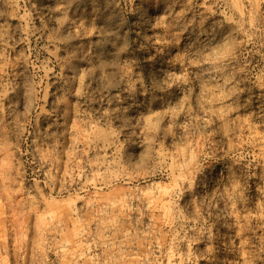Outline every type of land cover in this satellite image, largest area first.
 <instances>
[{"label": "rangeland", "instance_id": "rangeland-1", "mask_svg": "<svg viewBox=\"0 0 264 264\" xmlns=\"http://www.w3.org/2000/svg\"><path fill=\"white\" fill-rule=\"evenodd\" d=\"M0 264H264V0H0Z\"/></svg>", "mask_w": 264, "mask_h": 264}, {"label": "bare ground", "instance_id": "bare-ground-1", "mask_svg": "<svg viewBox=\"0 0 264 264\" xmlns=\"http://www.w3.org/2000/svg\"><path fill=\"white\" fill-rule=\"evenodd\" d=\"M107 18H108V17H107ZM111 18H112V16H111ZM110 20H112V19H110ZM110 20H109V21H110ZM103 22H104L103 25H107L108 28H109V27H115V25H116V24H115L116 21H110V22H105V21H103ZM103 22H102V23H103Z\"/></svg>", "mask_w": 264, "mask_h": 264}]
</instances>
